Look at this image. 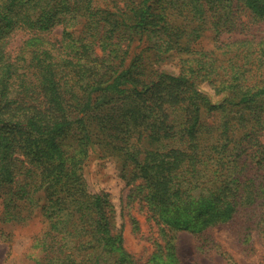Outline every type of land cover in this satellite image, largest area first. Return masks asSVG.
<instances>
[{"label": "trees", "instance_id": "1", "mask_svg": "<svg viewBox=\"0 0 264 264\" xmlns=\"http://www.w3.org/2000/svg\"><path fill=\"white\" fill-rule=\"evenodd\" d=\"M97 2L0 0V198L22 175L21 205L44 191L50 228L39 242L49 253L36 264H180L178 231L202 238L236 222L243 245L253 227L264 239V36L192 48L206 29L217 41L263 22L264 0ZM16 31L27 39L12 57ZM146 39L156 58L179 49L192 63L178 75L152 68ZM205 80L224 95L218 103L200 90ZM94 147L133 164L131 180L163 224L168 239L146 261L109 235L103 197L86 189Z\"/></svg>", "mask_w": 264, "mask_h": 264}, {"label": "rangeland", "instance_id": "2", "mask_svg": "<svg viewBox=\"0 0 264 264\" xmlns=\"http://www.w3.org/2000/svg\"><path fill=\"white\" fill-rule=\"evenodd\" d=\"M97 3L106 7L108 0H98ZM241 19L245 23L248 21V17ZM62 31L63 27L57 26L46 34V37L58 41L61 39ZM249 32L264 36V21L243 29L239 27L234 32H225L217 41L214 30L206 29L202 37L193 43L192 48L211 50L215 44L242 38L250 35ZM26 39L25 32L16 31L12 34L7 48L12 57L17 54ZM150 45L151 40L146 39L141 47L146 50ZM135 51L141 53V49ZM142 55L148 63H153L152 68L174 75L180 74L186 64L192 63L186 62L187 55L179 49L164 51L160 58L153 56V52L148 49L147 53ZM199 87L213 102L218 103L224 98L222 92L219 95L215 94L207 80ZM212 121V118H208L204 122L211 124ZM260 140L264 144V131ZM24 167L22 173L28 174V162ZM134 171L132 163L123 166V162L115 157H102L99 149L94 147L89 150L81 173L86 189L91 194H99L103 197L109 235L121 237L124 249L132 257L143 262L151 256L158 244L166 243L168 236H164V231L160 230L163 226L162 222L158 225L152 217L154 213L148 198H145L146 192L140 187L141 181L131 180ZM26 177L23 175L18 177L14 188L6 197L0 198V264H36V262H44L49 253L39 242L44 229L50 228L47 225L48 202L44 191H40L31 204L26 202L20 204L22 189L30 180ZM11 200L19 207L6 208L5 204L10 203ZM5 211L12 213L10 218L4 217ZM52 228L60 227L55 225ZM240 228L242 225L238 222L216 225L209 227L202 238L188 231H176V238L172 241L175 246V256L180 264H264V239L261 231L253 227L249 244L243 245L239 241L242 230ZM110 247L109 245V249Z\"/></svg>", "mask_w": 264, "mask_h": 264}]
</instances>
